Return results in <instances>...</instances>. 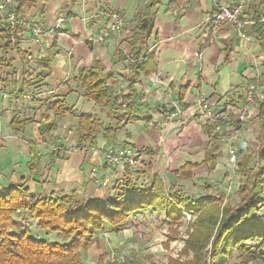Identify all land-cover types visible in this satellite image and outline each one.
Returning a JSON list of instances; mask_svg holds the SVG:
<instances>
[{"label": "crops", "instance_id": "crops-1", "mask_svg": "<svg viewBox=\"0 0 264 264\" xmlns=\"http://www.w3.org/2000/svg\"><path fill=\"white\" fill-rule=\"evenodd\" d=\"M26 1L22 16L53 33L42 35L39 43H35L31 30L20 29L19 52L12 49L4 54L0 50V185L3 187L18 184L25 178L30 189L31 185L37 187L31 189L36 194L75 192L88 199L94 192L93 200H102V190L107 192L126 179L132 180L133 173L139 172L141 183L147 176L156 174L165 185L166 176L177 182L181 178L205 179V188L210 185L209 175L219 167L224 168L225 154H229V149L223 150L227 146L224 136L235 135V149L256 147L259 130L256 118L264 93V48L254 36L245 35V29L250 26L248 17L243 19L240 29L225 24L216 34L211 32L209 23L216 5L232 9L238 4L246 6L249 0H152L153 32L150 38L139 40L134 49L138 48L139 61L149 57L155 70L148 76L140 72L132 91L125 80L130 76L132 43L138 33L139 15L151 0ZM108 12L122 17L123 31L103 41H93L109 26L104 15ZM4 21L5 15L0 14V35ZM83 70L99 73L107 79L110 90L120 89L125 93V106L131 103L135 121L105 135L103 129L117 124L115 114L83 96L78 80ZM249 85H255L258 90L256 105L246 121L239 122L236 111L244 104L243 89ZM141 97L146 98L145 103H140ZM201 97L214 113L224 108L234 111L227 120L218 123L221 128L218 142L211 138L217 125L210 123L200 111ZM48 102L66 104L72 115L66 113L56 118L46 110ZM167 105L184 112L187 121L182 126L175 127L163 118ZM126 108H121V114ZM78 115H92L99 120L102 138H97L95 145L78 146ZM16 118L32 120L22 135L10 128ZM55 118L57 127L41 134L45 123ZM101 121L109 126L105 128ZM69 135H74L76 140H70ZM215 143L218 148L211 170L206 153ZM117 147L135 151L136 161L124 166L107 165L102 152ZM55 150L61 152L57 154ZM34 156L40 157L39 167L31 172L29 162ZM230 159L237 169V159ZM86 163L92 165L90 175L84 170ZM146 211L160 214L153 209L137 214ZM105 232L95 236L96 243L101 242L100 236H105ZM96 243L81 253L82 259H90L96 253L99 260L105 254ZM91 251L94 252L90 256Z\"/></svg>", "mask_w": 264, "mask_h": 264}, {"label": "trees", "instance_id": "trees-1", "mask_svg": "<svg viewBox=\"0 0 264 264\" xmlns=\"http://www.w3.org/2000/svg\"><path fill=\"white\" fill-rule=\"evenodd\" d=\"M151 2L139 15L138 33L132 43L130 76L125 78L131 91L140 72L148 76L155 70L152 60L144 56L140 62L138 48L134 49L139 40L150 38L153 32ZM24 4L28 2L16 0V15H23L21 10ZM245 17L250 22L245 35L254 36L264 48V0H249L239 20L242 22ZM19 32L20 27L16 29L14 40L11 41L6 26L1 31L0 50L4 54L12 49L19 52ZM78 80L85 98L115 114L117 124L103 129L105 135L135 121L131 103L126 105L127 110L121 114L127 96L122 93L117 97L116 92L107 86L106 78L97 72L83 70ZM45 108L53 112L56 118L66 113L72 115L73 112L66 104L58 102H48ZM56 118L46 122L40 133L53 131L57 127ZM76 119L78 146L95 145L97 130L101 127L99 120L92 115H78ZM256 119L259 125L256 147H234L236 171L242 179L235 200L223 199L219 189H215L216 194L189 198L179 193L175 184L167 188L156 174L147 176L140 184L126 179L112 188L107 198L91 201L80 200L75 192H60L59 196L54 192L36 194L31 191L29 180L25 178L9 187L0 185V264H83L81 253L96 243L95 236L104 232L105 226L112 231H119L131 215L148 209L159 212L167 223L176 225V228L185 216L193 220L191 224L189 222L188 239L182 250L190 253L192 259L179 264H219L221 259L229 257L233 252L238 254L240 264H264V93ZM31 122V119L16 118L10 123V128L19 134ZM208 134L211 135V132ZM211 138L218 142L220 136L215 133ZM217 148L215 143L206 153L211 170L215 166ZM39 161L40 157L34 156L29 162L31 172L38 170ZM209 189V186L204 188L206 192ZM30 223H35L45 236H55L56 241L51 242L33 234L29 228Z\"/></svg>", "mask_w": 264, "mask_h": 264}, {"label": "rangeland", "instance_id": "rangeland-1", "mask_svg": "<svg viewBox=\"0 0 264 264\" xmlns=\"http://www.w3.org/2000/svg\"><path fill=\"white\" fill-rule=\"evenodd\" d=\"M102 124L105 126V128L109 126V124L105 121H101V125ZM98 130L97 138L99 140L102 138V131ZM20 135H22V132ZM68 137L70 140H76L74 135H69ZM56 148L57 147H55V149ZM225 149H229L228 145L223 146V150ZM55 152L58 154L61 151L55 150ZM11 154L12 153L10 152V155ZM103 154L104 151L102 152V155ZM225 156L227 159L226 162H224L225 164L223 163L224 168L220 164L222 167H219L217 171L209 175V178L207 179V183H209V186L211 187L208 192L204 190V185L206 184L203 180L205 179L197 180L193 178H181V180L179 179L180 181L178 180L177 182L175 179H171L170 176H166V187L168 188L173 182L176 186V190L179 193L193 199H197L201 196H204L205 194H216L213 189V187H216L219 188V190L223 193V199L226 200L228 198V201L235 200V193L242 179L240 174H238L236 171V165L234 162L230 161V158H232L231 155L227 152ZM131 161L134 162V159ZM24 163L25 162H23V164ZM227 163L228 166L226 165ZM5 164L8 165L9 161L5 162ZM83 167L86 174L90 175L92 165L86 163ZM27 173H29V171ZM91 173L92 175L95 174L93 171ZM133 175L134 176L131 178L132 181L140 184V173H133ZM30 187L31 189L37 188L33 185ZM101 193L104 195L102 198L105 199L107 195L111 194V190H108L107 192L102 190ZM56 194H58V196L61 195L60 192H57ZM76 195L80 200L84 199L85 201H91L93 200L94 192H91V196H89L88 199L87 196L85 197V195L84 197H80V194ZM192 221L193 220H191L190 216H185V219L176 228V225L167 223L164 219V216L161 214L154 215L151 211H146L143 214L135 213L131 215L129 221L124 226H121L119 231H112L110 227L105 226V236L101 235V242L98 241L96 243L99 250H105V254L102 255L99 260L97 259V254H93L94 251H91L89 252L90 256L91 254H93V256H91L90 259L85 257L82 259V261L84 264H179L189 262L192 259V255L190 253H184L182 250L185 241L188 239L187 230L189 222L191 224ZM29 226L33 234L47 238L51 242L56 241L55 236H51L49 234L48 236H45L43 233H41L36 227L35 223H30ZM219 264H240L238 254L236 252L231 253L229 257L221 259ZM251 264L263 263L253 262Z\"/></svg>", "mask_w": 264, "mask_h": 264}, {"label": "built area", "instance_id": "built-area-1", "mask_svg": "<svg viewBox=\"0 0 264 264\" xmlns=\"http://www.w3.org/2000/svg\"><path fill=\"white\" fill-rule=\"evenodd\" d=\"M15 4L16 0H0V14L5 15L4 24L6 26L11 41L14 40V34L18 27H20V29L31 30L33 36L35 37V43H39V37L44 34L51 36L53 31H47L45 30V28H43L42 25L35 24L23 16L16 15L14 8ZM216 7V10H214L209 17L211 32L213 34H216L219 29L225 24H231L237 29L241 28L242 22L239 20V17L243 10L242 4H238L232 9L219 5H216ZM104 15L109 20V26L101 32V34L96 38L97 40H93V38H91L90 40L100 42L103 41L109 35H119L123 31L124 22L119 14L108 12L104 13ZM262 22L264 23V18ZM243 91L245 102L242 107L236 111L239 122L246 121L247 116H249L251 109L256 105L257 101L256 95L258 90L255 85H249L244 88ZM122 93L123 92L119 89L116 92V96L120 97ZM145 102L146 98L141 97L140 103ZM125 107L126 106L123 103L122 108L124 109ZM199 107H201L200 111H202L203 114L206 115V119L210 123H214L217 125L214 128V131L216 133L221 132V128L218 123L220 121L227 120L231 113L234 112L230 108H224L222 112L214 113L205 105L204 97H201L199 99ZM165 108L168 111L163 113V118L167 122L173 123L175 127L182 126L187 121L186 115L180 108L175 107L173 105L171 108H169L168 105L167 107L165 106ZM224 141L229 147V154L231 155L232 159H234L235 135L231 133L230 135L224 136ZM136 157L137 153L127 147H117L110 151L104 152L103 154V160L109 166H124ZM92 171L94 172L95 170L93 169Z\"/></svg>", "mask_w": 264, "mask_h": 264}]
</instances>
